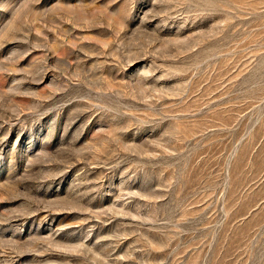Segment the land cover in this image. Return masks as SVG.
<instances>
[{"label": "rangeland", "instance_id": "rangeland-1", "mask_svg": "<svg viewBox=\"0 0 264 264\" xmlns=\"http://www.w3.org/2000/svg\"><path fill=\"white\" fill-rule=\"evenodd\" d=\"M0 264H264V0H0Z\"/></svg>", "mask_w": 264, "mask_h": 264}]
</instances>
